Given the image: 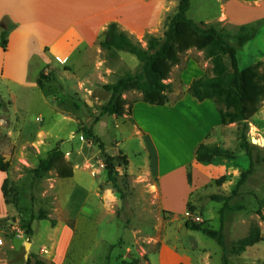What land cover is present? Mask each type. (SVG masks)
<instances>
[{"label": "rangeland", "instance_id": "obj_1", "mask_svg": "<svg viewBox=\"0 0 264 264\" xmlns=\"http://www.w3.org/2000/svg\"><path fill=\"white\" fill-rule=\"evenodd\" d=\"M225 1H229L230 6L233 3V0ZM195 2L191 14L196 18L199 13L204 16L200 18H205L219 12L214 0ZM170 13L169 10L167 15ZM208 21L219 22L232 32L238 29L235 23L218 19ZM247 23L258 27V36L257 40L250 39L237 50L241 75L252 62L249 48L256 46L260 51L264 50V16ZM164 27L161 25L154 33L161 34ZM127 34L146 46V32L140 36ZM85 52L90 60L84 57V64L77 54L68 62H58L54 55L52 62L39 61V65L29 67L27 80H35L36 84L0 81V163H9L6 172L9 214L0 226V263L26 264L25 245L12 235L9 227L12 222L19 223L25 230H28L25 224L31 226L33 233L27 231L32 243L29 258L34 264L40 248L50 246L48 232L52 231V221L64 220L65 214L74 220L79 217L82 199L95 200L94 188L91 191L87 188L97 184L96 178H99L102 192L104 188L111 190L110 203L117 213L110 221L104 217L101 222L87 219L84 222L92 227L96 238L99 235L105 237L100 244L105 253H101L103 256L109 254L110 258L101 257L102 264L107 261L110 264H160L162 257L171 256L169 248L179 249L196 264H202L200 254L203 252L211 255L209 264H264V93L258 111L246 124H226L208 139H203L207 146L219 145L235 151V158L206 154L199 161L195 156V141L201 133L200 126L211 122L210 114L204 109L197 110L196 102L185 99V94L192 96L185 84L205 71L210 72L211 60L202 50L190 46L178 52V62L168 60L162 70L163 79L173 84L167 104H150L141 99V91L128 89L123 93L126 111L120 116L100 114L102 103L110 96L103 84L114 81L126 70H134L137 64L121 52L102 47ZM123 52L138 62L134 54ZM190 59L196 60L197 65L189 62ZM256 73L254 79L261 83L255 80L264 92V74L257 69ZM212 102L218 113L217 105ZM178 118L187 119L179 128ZM136 124L142 129L141 135L134 130ZM88 129L104 141L109 153L114 156L125 154L129 160L122 167L123 175L117 176L121 191L108 179L98 145L88 135ZM244 140L250 154L241 146ZM57 142L62 154L51 160L52 169L42 177L34 176L33 168ZM114 163H117L116 159ZM180 168L186 169V179L191 187L188 195L180 188L175 193L171 189V205H177L184 197L183 205L187 208L180 218H173L165 210L160 181L161 176L165 182L168 172ZM199 173L205 180L200 179ZM73 175L77 177L73 179ZM221 177L222 180L216 182ZM77 179L82 183L79 184ZM194 181L198 185L196 188L192 186ZM61 185L68 188L65 194L73 205L62 204L66 200L59 199L57 186ZM212 193L230 196L225 200H214L210 197ZM163 195L168 198L165 191ZM1 199L4 200L3 196ZM58 205L66 207L65 213ZM186 220L220 229L228 248L244 239L252 228L259 229L260 239L238 254L225 253L216 238L187 228ZM65 230L67 236L70 232L75 236L83 235L72 223H67ZM180 261L190 264L187 258ZM86 264H95V261L92 258Z\"/></svg>", "mask_w": 264, "mask_h": 264}, {"label": "crops", "instance_id": "obj_2", "mask_svg": "<svg viewBox=\"0 0 264 264\" xmlns=\"http://www.w3.org/2000/svg\"><path fill=\"white\" fill-rule=\"evenodd\" d=\"M178 1L179 0H0V25L3 17H8L16 24L10 31L7 49L4 50L0 45V81H11L23 85H28L32 82L35 83V80H27L29 79V67L39 65L40 62H52V57H54V55L58 62H68V60H74V55L77 54V58L82 59L81 64H84L83 58L89 59L85 51L91 48L95 50L102 47L100 46V40L103 37L108 23L111 21H116L121 29L134 36L143 35L145 32V35H161L166 28L165 25L168 17L177 10ZM199 1L207 3V0ZM214 1L219 8V12L216 15L200 18L204 16L202 13H199V18H196L194 14H191L192 3L194 2L196 4V2L195 0H190V6L186 12L187 16L195 20L208 21L218 19L238 25L264 16V0H233L231 6L229 5V1ZM169 10L171 13L167 15ZM165 18L167 19L165 20ZM161 25L165 26L164 29L162 28L163 30H160L162 33H154L156 29L159 30L161 28ZM257 36L251 40H257ZM112 51L121 52L126 59L138 66V62L135 61L134 58L123 52L125 50ZM249 51L252 54V62L247 66V70L244 74H250L254 76V78H257L256 69L264 74V50L260 51L258 47L253 46L249 48ZM94 60L98 63L100 62L97 58H94ZM189 62L197 65V61L194 59H190ZM136 69L137 67L134 70L132 69V71ZM191 80L185 84V88H188ZM262 93L264 92L262 91ZM11 96L15 98L13 93H11ZM189 96V94H185V99L189 98L190 103L196 102L197 110L200 111L204 109L208 112L211 121L200 126L199 130L201 133L195 141L196 147L198 143L204 142L203 139H208V137L215 133L216 129L222 128L224 124L221 123L220 113L218 112V114L217 111H215V107L211 105L213 104L211 99L206 98L202 100V102H199L198 100L194 101L196 99ZM186 122V118H184V121L178 118L177 127L179 128L181 124H185ZM134 130L138 135L142 134V129L137 126V124L134 125ZM145 131L147 132V130ZM36 133L39 135L42 134L39 131ZM39 135H36V138L39 137ZM168 175L169 177H167L165 182H163V176H161L160 181L163 186L162 192H160L163 201L166 202L164 207L173 218H180L181 215H184L187 211L186 205H183L184 197L180 199L177 205H171V189L175 193L178 188H180L184 192V195H188L191 186L187 182L185 168H180L177 171L171 170L170 173L168 172ZM5 177H7L6 172L0 169V217H6V215L9 214L8 205L1 199L3 196L1 186ZM75 177H77V175H73V179ZM158 177H160V174ZM200 179L205 180L204 175L200 174ZM92 180L94 181V179ZM96 180H98L97 184L95 183L93 186L90 184L87 188L89 191L94 188L92 194L95 200H90L88 197H86L85 200L82 199L80 202L79 217L74 220L71 216L69 217L65 214L64 220H58L52 225V231L48 232L50 246L49 248L45 246L40 248L36 256L37 260L44 262V264H86L93 258L95 264H102L104 257L107 256L110 258L109 254L103 256L102 253H105V251L100 248V244L104 242L105 237L99 235L96 238L91 231L92 227L84 224L86 219L101 222L104 217H107L110 221L113 219L114 215L117 214L116 208L110 203L111 196L109 193H112L111 190L104 188L102 192L99 186L101 180H99V178H96ZM77 181L79 184L82 183L79 179H77ZM192 186L196 188L198 185L195 184L194 181ZM60 187L57 186L60 196L59 199L66 200V203L62 204L73 205L74 202L70 203L68 201V195L65 194L68 188L64 185ZM164 191L167 193L168 198L164 197ZM62 210L63 213H65L66 207H62ZM67 223H72L74 229H79L83 232V235L75 236L70 232V235L67 236V230H65ZM62 224L65 225L60 226ZM32 231L31 234L33 233ZM0 238L2 237L0 236ZM129 245L130 243L128 246ZM168 251H170L171 256L162 257L160 264H181V258H187L190 264H196L192 258L185 256L179 249L172 250L169 248ZM161 253H163V250ZM200 255L203 259L202 264H209L212 260L208 252H203ZM217 255L219 254H216V256ZM106 264H110V261H107Z\"/></svg>", "mask_w": 264, "mask_h": 264}, {"label": "trees", "instance_id": "obj_3", "mask_svg": "<svg viewBox=\"0 0 264 264\" xmlns=\"http://www.w3.org/2000/svg\"><path fill=\"white\" fill-rule=\"evenodd\" d=\"M189 6L190 0H179L177 10L166 21L163 34H147L146 46H143L138 40H133L123 29L119 28L116 21L108 23L100 40V45L106 49L125 50L134 54L138 59V66L135 71H125L114 81L103 84V87L110 92V96L102 103L100 114L122 115L126 111V100L123 93L128 89L141 91V99L150 104H167L170 100L169 91L173 84L171 81L166 82L163 79L162 70L168 65V60L178 62V52L190 46L203 50L205 57L210 59L212 63L210 72L192 78L187 88L192 96L198 100L211 98L217 105L221 123L224 125L232 122L246 124L258 111L263 93L252 75H241L237 57L238 48L257 35L258 27L245 23L238 25L237 31L232 32L221 26L219 22L195 20L188 17L186 12ZM15 26L16 24L8 17H3L0 25V45L2 48L7 49L10 31ZM239 85L241 86L238 89ZM128 108L131 107L128 106ZM87 132L98 145L108 179L115 188L121 191L118 187L117 176L123 172V165L128 164L126 155H112L106 150L104 141L94 135L92 129H88ZM244 138L245 136H242V139ZM57 143L33 168L34 176L42 177L52 169L51 160L62 154L59 142ZM241 146L250 154L246 140L241 143ZM206 154L234 158L236 156L235 151L223 146H207L203 142L198 143L195 147L197 160L201 161ZM115 159L117 160L116 164L114 163ZM8 167V162L0 163L2 171L7 172ZM188 177L190 178L189 172ZM222 178L217 179L216 182H220ZM7 185L8 178L5 177L1 190L6 204L9 203ZM229 196L219 193L210 194L214 200H225ZM237 208H240V205H237ZM6 217H0V226L5 223ZM52 222L55 223V221ZM25 226L30 232L32 231L30 225L25 224ZM185 226L189 229L200 230L205 235L216 238L225 253L238 254L260 239L259 229L257 227L252 228L250 234L228 248L220 229L203 226L201 223L191 220H186ZM31 262L32 259L27 258L26 264H31ZM34 264H44V262L35 259Z\"/></svg>", "mask_w": 264, "mask_h": 264}, {"label": "built area", "instance_id": "obj_4", "mask_svg": "<svg viewBox=\"0 0 264 264\" xmlns=\"http://www.w3.org/2000/svg\"><path fill=\"white\" fill-rule=\"evenodd\" d=\"M10 230L12 232V235L20 240H22L23 243H25V241L29 240L30 236L27 232V230L23 229L21 227V225L18 223H14L12 222V224H10ZM0 243H1V238H0Z\"/></svg>", "mask_w": 264, "mask_h": 264}, {"label": "water", "instance_id": "obj_5", "mask_svg": "<svg viewBox=\"0 0 264 264\" xmlns=\"http://www.w3.org/2000/svg\"><path fill=\"white\" fill-rule=\"evenodd\" d=\"M253 141H254V139H253ZM24 245H25V250H26L25 258L27 259V258H29V252H30V249H31V241L30 240L25 241Z\"/></svg>", "mask_w": 264, "mask_h": 264}, {"label": "bare ground", "instance_id": "obj_6", "mask_svg": "<svg viewBox=\"0 0 264 264\" xmlns=\"http://www.w3.org/2000/svg\"><path fill=\"white\" fill-rule=\"evenodd\" d=\"M254 141L257 142V140L254 138Z\"/></svg>", "mask_w": 264, "mask_h": 264}]
</instances>
